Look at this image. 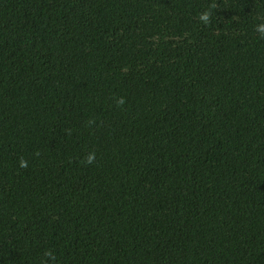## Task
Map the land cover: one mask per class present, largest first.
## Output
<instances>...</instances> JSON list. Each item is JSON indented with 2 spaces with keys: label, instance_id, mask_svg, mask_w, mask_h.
<instances>
[{
  "label": "trees",
  "instance_id": "1",
  "mask_svg": "<svg viewBox=\"0 0 264 264\" xmlns=\"http://www.w3.org/2000/svg\"><path fill=\"white\" fill-rule=\"evenodd\" d=\"M261 25L264 0H0V264H264Z\"/></svg>",
  "mask_w": 264,
  "mask_h": 264
},
{
  "label": "clouds",
  "instance_id": "2",
  "mask_svg": "<svg viewBox=\"0 0 264 264\" xmlns=\"http://www.w3.org/2000/svg\"><path fill=\"white\" fill-rule=\"evenodd\" d=\"M201 18H202V19H207L206 14L203 15ZM259 30H260L261 32H264V25H261V26L259 27ZM89 160H91V157H89Z\"/></svg>",
  "mask_w": 264,
  "mask_h": 264
}]
</instances>
